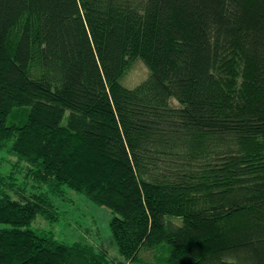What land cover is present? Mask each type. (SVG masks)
<instances>
[{
    "label": "trees",
    "instance_id": "16d2710c",
    "mask_svg": "<svg viewBox=\"0 0 264 264\" xmlns=\"http://www.w3.org/2000/svg\"><path fill=\"white\" fill-rule=\"evenodd\" d=\"M3 148L0 264H118L29 227L67 192L125 262L264 264V0H0Z\"/></svg>",
    "mask_w": 264,
    "mask_h": 264
},
{
    "label": "rangeland",
    "instance_id": "374dc122",
    "mask_svg": "<svg viewBox=\"0 0 264 264\" xmlns=\"http://www.w3.org/2000/svg\"><path fill=\"white\" fill-rule=\"evenodd\" d=\"M148 73L149 70L144 61L134 58L122 75L120 83L125 87L132 88L143 81ZM22 170L23 165L17 162L15 156L10 154L6 148L0 149V175L8 176L12 171L18 174ZM66 196L68 200L72 201L71 203L53 199L57 212L61 215L59 220L49 222L37 215L29 227L50 232L55 239L66 244L79 242L91 245L118 264H135L121 259L109 229L112 212L108 208L95 205L74 192H67ZM8 226L0 223V228ZM158 256H160L158 253L144 252L142 255L144 261L141 264H160L161 260Z\"/></svg>",
    "mask_w": 264,
    "mask_h": 264
}]
</instances>
